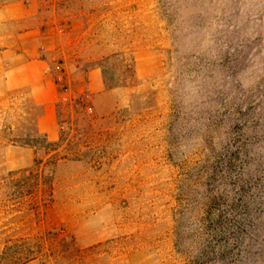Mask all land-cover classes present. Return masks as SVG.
<instances>
[{"label": "rangeland", "instance_id": "374dc122", "mask_svg": "<svg viewBox=\"0 0 264 264\" xmlns=\"http://www.w3.org/2000/svg\"><path fill=\"white\" fill-rule=\"evenodd\" d=\"M0 264H264V0H0Z\"/></svg>", "mask_w": 264, "mask_h": 264}, {"label": "trees", "instance_id": "16d2710c", "mask_svg": "<svg viewBox=\"0 0 264 264\" xmlns=\"http://www.w3.org/2000/svg\"><path fill=\"white\" fill-rule=\"evenodd\" d=\"M40 114H41V112H40V110H39V114H38V115H40ZM35 133L38 134V132H37L36 130H35Z\"/></svg>", "mask_w": 264, "mask_h": 264}]
</instances>
